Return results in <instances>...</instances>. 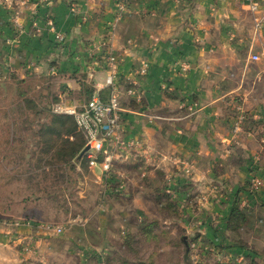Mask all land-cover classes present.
Returning <instances> with one entry per match:
<instances>
[{"label": "rangeland", "instance_id": "1", "mask_svg": "<svg viewBox=\"0 0 264 264\" xmlns=\"http://www.w3.org/2000/svg\"><path fill=\"white\" fill-rule=\"evenodd\" d=\"M251 44L245 38L232 59L233 87ZM51 82L45 75L0 83V264H264V199L252 188L254 179L264 181L262 140L250 166L239 150L182 161L175 153L147 157L141 144L116 155L104 178L78 158L49 186L41 168L49 156L37 147V133L65 103L63 88ZM258 84L264 100V76ZM92 90L82 88L85 100ZM229 106L239 136L243 102L237 97ZM60 175L66 182L56 181Z\"/></svg>", "mask_w": 264, "mask_h": 264}, {"label": "crops", "instance_id": "2", "mask_svg": "<svg viewBox=\"0 0 264 264\" xmlns=\"http://www.w3.org/2000/svg\"><path fill=\"white\" fill-rule=\"evenodd\" d=\"M9 1L0 0V83L48 75L63 88L66 105L86 102L83 86L95 92L105 83L102 65L94 79L87 74L91 54L101 59L100 43L108 38L120 60L122 90L134 87L142 97L138 103L123 95L125 137L144 145L147 157L158 152L175 153L182 161L193 156L215 161L226 158L229 149L239 150L250 166L261 151L264 122L257 118L264 117L258 91L264 76V27L256 36L245 0H130L112 38L108 23L120 0H78L72 6L69 0H30L21 6L23 0ZM258 1L264 12V0ZM54 31L64 35L62 44ZM247 37L252 44L233 87L231 71L238 63L232 59ZM249 54H260V61ZM143 64L148 73L136 76ZM252 69L258 70L255 76ZM109 92L101 90L102 98L107 100ZM237 97L246 121L234 136L229 103ZM259 167L264 173V152ZM259 195L264 199V189Z\"/></svg>", "mask_w": 264, "mask_h": 264}, {"label": "built area", "instance_id": "3", "mask_svg": "<svg viewBox=\"0 0 264 264\" xmlns=\"http://www.w3.org/2000/svg\"><path fill=\"white\" fill-rule=\"evenodd\" d=\"M245 2L248 4L250 13L253 15L254 32L258 36L264 27L262 6L258 0H245ZM129 3L130 0H120L117 4L116 16L110 25L109 36L111 38L118 24L129 11ZM53 30L55 29L53 28ZM54 32L56 34V42L62 44L65 41L64 35L56 31ZM100 47L104 49L101 59L94 53L90 56L92 59L90 64L93 65L88 67V76L94 79L98 71L97 68L102 65L107 74L105 83L102 86H98L91 101L76 105L60 103L54 106L53 112L59 115L71 116L75 119L86 140V147L90 148L88 152L90 166L99 168L104 178L111 172L113 158L116 155L130 153L133 148L139 149L140 144L138 142L128 140L125 137L123 119L125 110L122 98L126 94L130 99H134L140 103L142 97L134 87L127 89L126 92L122 90L123 84L119 75L120 60L112 51L109 39L106 38L102 41ZM250 59L259 62L261 57L260 54H254L251 55ZM135 73L136 76H145L148 73V65L143 64ZM103 89L110 91L107 100L102 99L101 90ZM241 120L234 126L236 132L240 130V125L242 126L243 124ZM262 144L264 145V139H262ZM252 188L254 192L260 193L264 188V181L261 178L254 179ZM48 228L51 230L50 227ZM52 231L61 234L63 230L61 227H53Z\"/></svg>", "mask_w": 264, "mask_h": 264}, {"label": "trees", "instance_id": "4", "mask_svg": "<svg viewBox=\"0 0 264 264\" xmlns=\"http://www.w3.org/2000/svg\"><path fill=\"white\" fill-rule=\"evenodd\" d=\"M83 89L86 90V86H83ZM93 93L94 91L91 93L90 98L86 102L92 100L94 95ZM102 99L105 100L104 98ZM51 116L52 119L49 123L40 126V130L37 133V136L39 138L37 147L40 149V151L43 150L42 154L49 156V162L41 167L45 169L43 170V173L45 175L44 183L49 184V186H54L55 181L51 180L53 179L52 175L55 176L57 173H59V171H62L63 166H65L70 172L71 170H74L73 162L78 158L80 159V155L87 147L83 133L79 129L73 117L67 115ZM13 143L15 142L13 141ZM51 152L53 153V156H50ZM34 155L37 156L35 152ZM43 160L44 159H41L42 162ZM80 163H87L88 165H90L88 153L80 159ZM37 168L39 169L40 167ZM46 168L49 169L48 172L46 171ZM56 181L66 182L62 180L61 175L57 178ZM46 189H48V186L46 187ZM53 197L57 198L56 196ZM48 198H51V196H49Z\"/></svg>", "mask_w": 264, "mask_h": 264}, {"label": "water", "instance_id": "5", "mask_svg": "<svg viewBox=\"0 0 264 264\" xmlns=\"http://www.w3.org/2000/svg\"><path fill=\"white\" fill-rule=\"evenodd\" d=\"M89 151H90V148L87 147V148L83 151V153L80 155V159L83 158L84 155H86Z\"/></svg>", "mask_w": 264, "mask_h": 264}]
</instances>
